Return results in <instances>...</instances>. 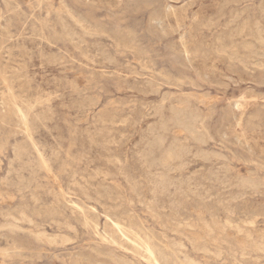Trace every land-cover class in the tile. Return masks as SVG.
<instances>
[{
    "label": "rangeland",
    "instance_id": "rangeland-1",
    "mask_svg": "<svg viewBox=\"0 0 264 264\" xmlns=\"http://www.w3.org/2000/svg\"><path fill=\"white\" fill-rule=\"evenodd\" d=\"M0 72V264H264V0H0Z\"/></svg>",
    "mask_w": 264,
    "mask_h": 264
},
{
    "label": "bare ground",
    "instance_id": "bare-ground-1",
    "mask_svg": "<svg viewBox=\"0 0 264 264\" xmlns=\"http://www.w3.org/2000/svg\"><path fill=\"white\" fill-rule=\"evenodd\" d=\"M73 15V14H72ZM79 20H77V22H78ZM81 21V20H80ZM81 23V22H80ZM243 29V28H242ZM259 30V29H258ZM263 32V31H262ZM261 32V33H262ZM259 33V32H258ZM260 34V33H259ZM260 37H262V36H260ZM108 38V37H107ZM260 40V39H259ZM220 42V41H219ZM249 43V42H248ZM71 44V43H70ZM97 44V43H96ZM247 44V43H246ZM122 45V44H121ZM244 48H246V46H244ZM261 49V48H260ZM101 50V49H100ZM104 53V52H103ZM187 59V58H186ZM60 61V60H59ZM109 61V60H108ZM144 62V61H143ZM252 64V63H251ZM139 65V64H138ZM3 66V65H2ZM143 67V66H142ZM140 69V68H139ZM1 73V72H0ZM1 76V75H0ZM163 77V76H162ZM186 77V76H185ZM3 78L1 77V79L0 80H2ZM199 80V79H198ZM3 81V80H2ZM203 82V81H202ZM188 93V92H187ZM170 94V93H169ZM179 96V95H178ZM196 96V95H195ZM97 98V97H96ZM185 98V97H184ZM179 99H180V97H179ZM165 102V101H164ZM171 104V103H170ZM170 104H168V105H170ZM2 105V104H1ZM73 105V104H72ZM84 107H85V105H84ZM169 107V106H168ZM196 108V107H195ZM163 109V108H162ZM165 109V108H164ZM176 109V108H175ZM161 111V110H160ZM152 113V112H151ZM23 116V115H22ZM192 117V116H191ZM179 118V117H178ZM182 118V117H181ZM23 119H24V117H23ZM171 119V118H170ZM174 120V119H173ZM191 120V119H190ZM193 120V119H192ZM25 121V120H24ZM178 122H180L179 120H178ZM194 122V121H193ZM107 123V122H106ZM183 123V122H182ZM181 123V124H182ZM191 123V122H190ZM26 124V123H25ZM186 124V123H185ZM194 125V123H191L189 126H193ZM185 126V125H184ZM183 126V127H184ZM187 129V128H186ZM160 130V129H159ZM164 131V130H163ZM189 131H191V130H189ZM149 132V131H148ZM193 133V132H192ZM191 133V134H192ZM156 137V136H155ZM154 137V138H155ZM161 138V137H160ZM211 138V137H210ZM212 139V138H211ZM103 140V139H102ZM152 140V139H151ZM154 140V139H153ZM157 140V139H156ZM163 140H164V138H163ZM163 140H159V141H163ZM142 141V140H141ZM92 142V141H91ZM157 142H158V140H157ZM187 142V141H186ZM105 143V142H104ZM164 143V142H163ZM204 143V142H203ZM155 144V143H154ZM158 144V143H157ZM162 144V143H161ZM179 144V143H178ZM158 145H160V144H158ZM161 146V145H160ZM172 146V145H171ZM177 146V145H176ZM147 147V146H146ZM159 147V146H158ZM174 148H175V146H174ZM191 148V147H190ZM181 149V148H180ZM167 150H169V149H167ZM174 150V149H173ZM207 150V149H206ZM165 151V150H164ZM170 151V150H169ZM175 151H176V148H175ZM142 152V151H141ZM171 152V151H170ZM167 153H168V151H167ZM166 153V154H167ZM174 153V152H173ZM191 153V152H190ZM171 156V154L169 153L168 154V156ZM173 155V154H172ZM181 155V154H180ZM168 156H166V157H163V158H168ZM172 157V156H171ZM177 157V156H176ZM170 158V157H169ZM168 158V159H169ZM162 159V158H161ZM163 160V159H162ZM172 160V159H171ZM180 160V159H179ZM145 161H146V159H145ZM161 161V160H160ZM164 161V160H163ZM166 161V160H165ZM168 161V160H167ZM170 163H171V161H170ZM150 164H152V162L150 163ZM155 164V163H154ZM153 164V165H154ZM158 164V163H157ZM164 164V163H163ZM156 165V164H155ZM160 165V164H159ZM175 165V164H174ZM174 165H173V167H174ZM162 166V165H161ZM166 165H164V167H165ZM169 166V165H168ZM185 166V165H184ZM153 167H155V166H153ZM163 167V166H162ZM182 167V166H181ZM158 168V167H157ZM166 168H167V166H166ZM163 169V168H162ZM171 169V168H170ZM173 169V168H172ZM169 170V169H168ZM64 172V171H63ZM106 172V171H105ZM166 172H167V170H166ZM171 172V171H170ZM158 173V172H157ZM156 173V174H157ZM167 173H169V172H167ZM166 173V174H167ZM108 175V174H107ZM121 175V174H120ZM169 175V174H168ZM174 175V174H173ZM105 176V175H104ZM159 176V178H160V175H158ZM163 177V176H162ZM166 178L168 177V176H165ZM164 177V178H165ZM185 177V176H184ZM80 178V177H79ZM163 179V178H162ZM170 179V178H169ZM168 179V180H169ZM160 180V179H159ZM77 181V180H76ZM75 181V182H76ZM154 181V180H153ZM163 181V180H162ZM166 181V180H165ZM169 181H171V180H169ZM168 181V182H169ZM155 183V182H154ZM171 183V182H170ZM173 183V182H172ZM191 183V182H190ZM73 184V183H72ZM78 184V183H77ZM160 184V183H159ZM166 184H167V181H166ZM174 185V184H173ZM158 186V185H157ZM160 186V185H159ZM167 186V185H166ZM161 187H162V185H161ZM160 187V188H161ZM249 187V186H248ZM167 188V187H166ZM159 189V188H158ZM177 190V189H176ZM72 191V190H71ZM61 192V191H60ZM64 193V192H63ZM32 197V196H31ZM152 199V198H151ZM146 206V205H145ZM228 212V211H227ZM22 213V212H21ZM20 213V214H21ZM23 215V214H22ZM8 217V216H7ZM30 218V217H29ZM22 219V218H21ZM24 222V221H23ZM11 223V222H10ZM227 223V222H226ZM34 224V223H33ZM229 224V223H228ZM232 224V223H231ZM69 225V224H68ZM113 225V224H112ZM236 225V224H235ZM113 226H115V225H113ZM2 227V226H1ZM94 227H95V225H94ZM208 227V226H207ZM26 228V227H25ZM70 228V227H69ZM190 228V227H189ZM1 229V228H0ZM2 229H4V228H2ZM21 229V228H20ZM118 229V228H117ZM9 230H10V228H9ZM28 230V229H27ZM41 233V232H40ZM56 234V233H55ZM59 234V233H58ZM121 234V233H120ZM35 236H36V234H35ZM34 237V236H33ZM46 237V236H45ZM44 237V238H45ZM57 237V236H56ZM65 237V236H64ZM184 237V236H183ZM8 238V237H7ZM58 238V237H57ZM51 239H52V236H51ZM50 240V239H49ZM213 240V239H212ZM43 241V240H42ZM61 241V240H60ZM68 241V240H67ZM54 242V241H53ZM61 242H64V241H61ZM60 242V243H61ZM181 242V241H180ZM136 243V242H135ZM236 243V242H235ZM166 246V245H165ZM87 247V246H86ZM169 247V246H168ZM183 247V246H182ZM146 250L149 252V254H150V258L154 261V263L155 264H163V261L161 260L162 259V253L161 252H157V254H156V252L154 251V249L153 248H151V247H146ZM229 251V250H228ZM255 253V252H254ZM111 255V254H110ZM241 255V254H240ZM115 256V255H114ZM8 257V256H7ZM117 257V256H116ZM113 258V257H112ZM122 258H124V257H122ZM124 259H126V258H124ZM149 259V258H148ZM128 260V259H127ZM128 261H130V260H128ZM74 262V261H73ZM122 262V261H121ZM133 262V261H132ZM77 263V262H76ZM123 264H126L125 263V261L123 262ZM128 264V263H127ZM134 264V263H133Z\"/></svg>",
    "mask_w": 264,
    "mask_h": 264
}]
</instances>
